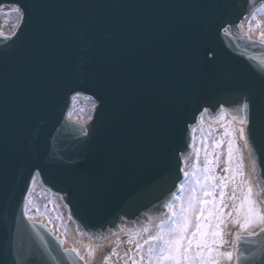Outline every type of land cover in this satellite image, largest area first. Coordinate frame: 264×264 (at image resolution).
<instances>
[{
    "label": "water",
    "instance_id": "obj_1",
    "mask_svg": "<svg viewBox=\"0 0 264 264\" xmlns=\"http://www.w3.org/2000/svg\"><path fill=\"white\" fill-rule=\"evenodd\" d=\"M261 1L0 0L26 10L0 35V264H85L24 217L35 172L93 240L166 212L197 116L240 120L264 91V44L238 29ZM76 91L96 101L84 125L65 115ZM247 145L264 205V137ZM234 247L264 264V227Z\"/></svg>",
    "mask_w": 264,
    "mask_h": 264
},
{
    "label": "snow or ice",
    "instance_id": "obj_2",
    "mask_svg": "<svg viewBox=\"0 0 264 264\" xmlns=\"http://www.w3.org/2000/svg\"><path fill=\"white\" fill-rule=\"evenodd\" d=\"M14 11L21 14L23 22L26 10L22 6H17ZM93 107L95 108V104ZM241 110L244 113L241 122L247 128L245 143H252L254 134L257 133L264 137V91L259 96H245ZM239 131L241 136H245V128ZM84 135H88L87 131ZM219 146V144L214 145L215 148ZM232 160L231 143H229L225 161H221L218 156L208 159L206 152L203 182L196 181L204 198L192 195L188 198L186 206L181 202L179 212H172V227L166 232L149 238L155 244L148 248V264H227L233 256L226 240V236L230 235L229 229L238 225L243 232L254 224H264V214H261L251 199V187L247 189V192L241 190L240 196L237 197L236 193L240 185L236 182V176L241 173L239 168L236 173L232 172ZM221 163L226 166L223 173L217 175L213 166L219 167ZM188 175L187 172L184 173L186 178ZM192 191L195 193L196 189L193 188ZM226 194L228 199L233 201L232 211L227 213L231 219L225 218L224 209L229 206L225 200ZM237 199L239 203H236ZM163 207L167 208L169 204ZM236 238L239 241L240 232H237ZM144 243L149 244V241L146 240ZM140 248L142 246L138 245L137 250Z\"/></svg>",
    "mask_w": 264,
    "mask_h": 264
},
{
    "label": "bare ground",
    "instance_id": "obj_3",
    "mask_svg": "<svg viewBox=\"0 0 264 264\" xmlns=\"http://www.w3.org/2000/svg\"><path fill=\"white\" fill-rule=\"evenodd\" d=\"M262 13L264 14V2L259 4V6H256L240 22V26L241 31L248 35L250 38L264 42V27L261 29L260 25H258V27L253 28L251 26L252 22L255 20V22L259 21V24L262 22V18H264V15ZM68 116L71 119L86 122L88 120L89 114L87 110L84 115L78 117L75 115V113L69 111ZM204 125L208 127L211 133H214L215 131L216 138H221V136L223 137L224 135L220 136L219 133L223 132V130L226 129L228 132L227 135L237 140L234 142V145L236 144V146H234L235 150L233 152L232 160V172L236 173L237 168H239V172L241 173L240 176L239 174L236 176V182L240 185V187L237 189L236 195L237 197H239L241 190L247 192V189L251 187V199L255 202L257 208L262 214L261 203L257 200V189L253 180L252 162L247 151L244 136H241L239 131L241 128H243V124L241 122L234 123V120H232L226 115L222 116L219 122L208 123V120L206 119L203 113L199 116L197 123L192 126L191 155L188 158H184L182 164L183 173L187 172L189 175L187 176V178L184 176L180 185L186 186L187 184H190V180L192 175H194V171L197 168L203 169L204 167V160L202 154L200 153L202 152V147H197L193 141L195 134ZM223 154H227L225 148L223 149ZM36 184L40 183L38 177L35 175L31 182L30 191ZM42 188L45 193L51 196V200L60 203L58 195L50 193L44 187ZM227 192L228 190L226 189V193ZM225 199L229 205L224 210L225 218L227 217L226 219H231V217L227 216V213L232 211L233 201L228 199L227 194ZM236 203H239V199H237ZM63 211L66 214L67 210L65 207ZM36 220L48 224L51 232L57 237L62 238L61 242L63 246L76 249L77 254L84 259L86 264H128V262L138 259L140 252H144L145 255H149V246L155 244V242L151 241L149 238L161 234L164 229L169 227L172 221V215L171 209H169V211L164 216L152 220L141 227L132 229H122L119 233H116L112 237H109L108 239L103 241L96 242L86 237L83 238L77 236L74 231V225L71 220H69V222L67 223H61L60 228H54L49 223L41 219ZM261 225L263 224H254L249 230L254 231ZM146 240L149 241V244L144 243ZM226 240L229 244V240L227 238ZM138 245L142 246L140 250H137ZM228 264H231V261L228 262Z\"/></svg>",
    "mask_w": 264,
    "mask_h": 264
},
{
    "label": "rangeland",
    "instance_id": "obj_4",
    "mask_svg": "<svg viewBox=\"0 0 264 264\" xmlns=\"http://www.w3.org/2000/svg\"><path fill=\"white\" fill-rule=\"evenodd\" d=\"M263 14V13H262ZM264 15V14H263ZM262 16V15H261ZM256 21V20H255ZM253 21L251 26L258 27L260 25V28L262 29L264 27V18H262V22L259 24V21L255 22ZM87 109L78 108V112H76V109H72V113H75L76 116L80 117L82 113H86ZM219 133V132H218ZM227 130L224 129L223 132L219 133L220 136L224 135L223 137H215V131L214 133H211L207 126H203L199 129V131L195 134V137L193 138L194 144H196L197 147H202V154L205 165V154L207 152L208 159H212L214 156H218L221 161L226 160V154H223V149L227 151L229 143L232 144L233 152L235 150L236 144L234 145V142L237 141L231 136L227 135ZM219 144V148H215L214 145ZM224 147V148H223ZM226 165L224 163H221L219 167H215L216 174L220 175L223 173V169ZM203 175H204V167L203 169L197 168L194 171V175H192L190 184H187L186 186L183 185L181 188L177 200L173 204L172 212L176 211L179 212L181 202L186 206L188 198L192 195H197L200 198H204L202 193L199 190V184L196 183L197 180H200L203 182ZM240 176V174H239ZM193 188L196 189V192L193 193ZM30 191V190H29ZM30 193V194H29ZM28 193L26 205H25V213L28 217L32 219H41L47 223H49L54 228H60L61 223H67L69 222V218L67 214L63 211L64 207L62 204L55 202L50 199L51 196H49L47 193L44 192L43 188L40 184H36L32 190ZM217 199H219L217 197ZM226 200V199H225ZM63 208V209H62ZM225 210V209H224ZM171 212V215H172ZM207 214V213H205ZM193 222L195 223V219L193 218ZM172 227L171 225L165 229L164 232L167 231V229ZM194 230V229H193ZM64 232V231H63ZM141 256H143V259H141ZM149 255H145L144 252H140L138 259L132 260L131 262H128V264H148Z\"/></svg>",
    "mask_w": 264,
    "mask_h": 264
}]
</instances>
